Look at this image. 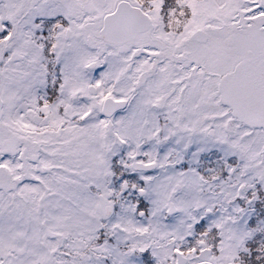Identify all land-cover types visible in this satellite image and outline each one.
<instances>
[{"label": "snow or ice", "instance_id": "1", "mask_svg": "<svg viewBox=\"0 0 264 264\" xmlns=\"http://www.w3.org/2000/svg\"><path fill=\"white\" fill-rule=\"evenodd\" d=\"M0 264H264V0H0Z\"/></svg>", "mask_w": 264, "mask_h": 264}]
</instances>
